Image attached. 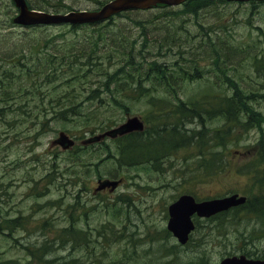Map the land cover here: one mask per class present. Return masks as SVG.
Segmentation results:
<instances>
[{
	"label": "rangeland",
	"instance_id": "374dc122",
	"mask_svg": "<svg viewBox=\"0 0 264 264\" xmlns=\"http://www.w3.org/2000/svg\"><path fill=\"white\" fill-rule=\"evenodd\" d=\"M28 1L48 12L65 13L70 9L94 10L108 0ZM202 1L206 7L198 10L196 15L184 13L183 5L133 13L126 11L104 21L110 25L107 28L71 30L66 27L57 29L59 26L9 28L7 23L15 14L14 7L11 0H0V64L19 74L11 85H7L8 81L0 85V95L2 88L10 87L18 98V102L11 106L14 110L8 112L10 125H13L11 133L22 132L19 137H24L30 130L29 136L24 142L20 139L16 147L6 148L0 141V264H212L226 252L240 254L243 243H247L244 250L261 253L264 249V223L256 212L247 208L235 209L215 220H201L195 238L185 248H180L169 235L166 217L167 206L183 193L193 194L197 199L228 193L248 197L264 193V161L259 167L257 163V155L263 151L264 98L254 95L255 98L247 100L248 105L241 107L249 113L246 124L230 126L223 118L205 115L202 125L196 121L179 125L183 132L204 128L209 131L208 139L220 136V151L216 143L210 144L209 141L204 146L191 143L177 147L173 138L174 148L158 160L124 165L120 159L115 161L110 157L111 153L117 155L121 140L107 139L91 146L80 145V140L99 133L95 128L97 124L105 126L107 122H114L117 126L125 121V115L141 117L147 121L146 132L150 129V133H155L160 123L175 120L163 112L167 107L158 99L166 98L173 104L176 103L175 97L190 102L195 97L231 92L223 83L224 77L207 65L220 45L225 49L232 45L224 44V41L241 40L237 43L243 44L247 33L257 32L251 26L263 28L264 7H255L249 13L251 6L248 4ZM137 21L148 25L143 42L137 28L132 26ZM109 28L116 31V36H108L106 29ZM51 35L58 46V61L65 55L61 51L67 45L75 49L94 39H118L114 42L119 46L118 50L110 45L105 48L100 45L97 50L103 48L99 53L109 70L119 67V75L134 83L106 82L96 76L103 70L85 73V78H76L70 73L64 77L65 81L60 82H48L39 77L31 79V88L36 87L38 91L28 95V102L23 103L27 96L21 90L29 84L20 78L21 61L14 56L19 49L14 43L21 40L28 48L33 41ZM119 39L126 40L123 42L125 48L136 47L137 62L143 66L154 60L159 67L168 65L176 71L185 69L183 76L186 79L170 81L171 87L155 83L145 89L130 72H135L137 65L127 67L130 54L121 47ZM242 58L243 55H234L227 64ZM131 63L135 64V61ZM194 66L198 67V74L191 71ZM79 67L83 66L77 59L73 63L74 72L82 76ZM3 69H0V76ZM242 72L248 75L243 69ZM192 75H198V78H190ZM57 83L62 86L56 88ZM143 84L148 85V81ZM101 85L107 86L118 98L124 97L127 110L110 102V93L100 88ZM243 88L239 87V91ZM168 93L177 95L171 97ZM72 103H75L74 109L67 118L53 119L41 125L45 121H42L44 112L49 119L50 114L58 109L53 106ZM77 113L83 117L77 118ZM2 119L0 139L4 132ZM38 126L40 136L33 142L38 135ZM218 127L223 131L216 132ZM59 131H66L76 139L72 150L50 147V141ZM232 131L237 135L235 141L226 138ZM30 144L31 152L28 153ZM198 150L210 153L208 164L219 166L221 163V171L209 174L204 170L203 162L197 157ZM35 154L39 158L35 172L25 170V167L15 168L19 163L31 161ZM46 173L50 176L46 181L41 180L40 175ZM98 177L121 179L122 183L111 193L94 194L91 186ZM64 227H71V230H63Z\"/></svg>",
	"mask_w": 264,
	"mask_h": 264
},
{
	"label": "trees",
	"instance_id": "16d2710c",
	"mask_svg": "<svg viewBox=\"0 0 264 264\" xmlns=\"http://www.w3.org/2000/svg\"><path fill=\"white\" fill-rule=\"evenodd\" d=\"M109 1V0H108ZM105 1L104 3L108 2ZM211 1V0H210ZM217 1V0H214ZM221 1V0H219ZM27 5L29 9H38L42 10L39 5L35 6L32 5L28 0H26ZM103 3V4H104ZM102 4V5H103ZM184 13H192L196 15L198 13V10L201 8L206 7L205 2L202 0H189L186 3H184ZM261 3H251V8L249 9V13L252 12L253 8L260 7ZM168 7L165 6H159L156 9H165ZM72 10V9H70ZM133 13V12H130ZM103 26L106 28L110 25H106L105 23L101 24H93V25H73V26H60L57 29H62L66 27L67 29L71 30H78L82 28L92 29V30H98L101 29ZM133 27L137 28L139 31V39H141V42H143V38L145 37L146 33L148 32V25L141 23V21L135 22V24L132 25ZM108 32V36H116V31L112 30L111 28L106 29ZM257 33L260 36H264V25L263 28L258 27ZM54 35L48 36V38L42 36L41 39L33 41V44L31 46H28V48L20 41H17V45L20 47V52L16 53L14 56L23 57L26 63V68L24 71V78L29 79L30 83L32 85L31 79L36 78H42V80H46L48 82H60L65 81L64 77H66L68 74L72 73L74 74L73 77L76 78H85V73L92 74L95 72V70H103V73L96 74L97 77H101L103 80H106V82L113 81L114 83H120V82H127L129 84H133V80H126L123 77L119 75L120 68H114L113 70H109L104 64H103V58L102 55L99 53L103 48H105L107 45H110L111 47L119 49V46H115L114 42L117 41L115 39H94L93 41L89 42L88 45L82 46L79 45L75 49L71 45H67L65 47V50L61 51L64 56H62L61 60L58 61V46L55 41H53L51 38ZM120 40V39H119ZM121 41V47L124 50H128L130 54V61L126 62L127 67L133 68V66L137 65V68L134 70L135 72L130 71L132 74H134L139 79V84L144 87L145 89L150 88L152 86H155L156 84H161L162 86H170V81H173L175 79H186L183 74L186 72L185 69H179L176 71L173 68H170L168 65L166 66H157L156 62H149L146 63L144 66L143 64H140L138 61V58L135 54V46L131 45L129 48H125L123 46V42L126 40H120ZM205 45V41H202ZM224 44H230L229 41H224ZM145 44V43H144ZM100 45H103V48L101 50H97ZM257 49L256 45H250L247 46L244 49H237L233 48V44L230 45L227 49H225L224 46H219V51H215V53L212 55L210 59V63L216 67V71L222 76L223 83L227 85V88L231 91L229 94H219L217 93V96H200L195 97L190 102H183L182 100L176 98V103H170L166 98L158 99L159 101H162L165 106L167 107L163 112L168 113V116L170 118H174L175 120L172 122L168 120L166 123H160L159 128H157V131L155 133H149L147 132L146 136H142L140 134H130L125 136V141L121 143L117 147V155H114L116 159H121L123 163L125 164H134L141 161H147L152 160L156 161L160 157L167 155L173 148L174 144L172 143V139L174 138L177 146H188L189 144H199L201 146H204L207 141H209L210 144L216 143V148H219V151L221 149V142L219 141L220 136L211 137L210 139L206 138L209 131L206 129H201L200 131H182L180 128V124L182 123H191L192 121H196L197 123L202 125L203 118L205 115L208 116H214L217 117H223L225 119V122H228L230 126H232V123H235L239 119V114L243 113V110L241 109L242 106L248 105L249 102L246 100H252L259 93V89L261 90L260 97L264 98V51L259 54L257 57L253 51ZM223 52V53H222ZM245 54L248 56V58L252 59V62H254L255 65H258L257 62L260 63V69L262 70V78L260 80V83L253 85L252 83H249V91L247 92V95H241L239 93V89L237 87V84L233 81V77H230L227 75V67L231 66L228 65V59L231 58L234 55H242ZM224 54V55H223ZM77 59H80V63L83 67H79L78 71H80L82 76L80 74H76L74 72L73 63L77 62ZM110 60L112 62H115L114 59ZM135 61V64H132L131 62ZM109 70V71H107ZM141 70H144V73H142ZM192 72L195 74H198V67L194 66L191 69ZM7 71L3 69L0 76V85L3 86V83L5 82V79H8V82L11 83L13 80L11 78L12 72L10 74L6 73ZM96 73V72H95ZM89 74V75H90ZM88 76V75H87ZM198 78V75H192L190 78ZM102 79H98L97 81H101ZM148 81V85L143 84V82ZM62 86V83H57L56 88H60ZM139 86V90L143 92V88ZM100 88L110 93V98L108 99L110 102L122 105L123 109L126 111L125 103H124V97L118 98L113 94V92L107 88L105 85H101ZM14 89L7 88V89H1V95H7L10 100V104L17 103V95L13 93ZM38 89L36 87L34 88H25L22 93L24 96H27L25 100H23V103L28 102V98L30 95H34ZM153 93H151L152 95ZM29 95V96H28ZM157 95V94H153ZM170 95V94H167ZM173 95H171L172 97ZM62 98V97H61ZM60 98V99H61ZM60 99H57L56 101H59ZM153 97L150 99V103L152 104ZM75 103H72L68 108L66 109H58L53 112V114L49 116V119L43 114V120L51 121V119H65L68 115L71 114V111H73ZM154 107L156 108L157 105L154 103ZM161 111V110H159ZM78 112V111H76ZM0 114L2 115V108L0 107ZM79 114L77 113V118L80 119ZM111 121L110 119H108ZM48 121V122H49ZM99 122V121H98ZM112 124V125H111ZM114 122H107L105 126L101 125L100 123L96 125L95 128L98 130L104 131L105 129L113 126ZM219 130L216 132H221L223 129L221 127H218ZM40 126H38V135L35 136L32 141H36L37 138L40 136L39 133ZM30 131V130H29ZM29 131L25 134V138L29 136ZM189 132V133H187ZM215 132V133H216ZM232 134H227L226 138L232 140H236V133L234 131L231 132ZM217 135V133H216ZM261 145L263 147V151L258 153V159L257 161H264V139L261 142ZM137 148H142L146 151V157L135 160L133 158H130V154ZM120 152V154H119ZM161 154V156L159 155ZM210 156V153L207 151L198 150L197 157L203 162L202 167L204 170H207V172L210 174L214 171H221L223 165L220 163L219 166H215L210 162L208 164L209 160L208 157ZM254 201L258 202H264V195H257L253 197ZM249 207V206H248ZM257 207V206H256ZM255 207V208H256ZM264 211V208L261 209V212ZM246 245V243L244 244ZM247 254L254 256L253 251H243ZM258 255V254H257Z\"/></svg>",
	"mask_w": 264,
	"mask_h": 264
},
{
	"label": "water",
	"instance_id": "95a60500",
	"mask_svg": "<svg viewBox=\"0 0 264 264\" xmlns=\"http://www.w3.org/2000/svg\"><path fill=\"white\" fill-rule=\"evenodd\" d=\"M19 10V14L14 18V22L22 26L32 25H59V24H91L95 22L105 21L113 15L127 10H144L149 9L158 4L168 6L179 5L186 0H112L100 9L92 11H72L66 14H53L41 11L29 10L25 0H12ZM245 1V0H239ZM143 125L136 118H128L125 123L117 128H114L106 133L88 140H99L105 136L115 137L116 135H123L133 131H142ZM59 143L63 148L72 146L73 142L63 132L59 133L58 138L53 141ZM118 182H103L100 188L111 185L114 188ZM245 202L244 197H238L234 194L224 198L213 199L203 202H196L194 197L184 194L178 197L168 207L169 220L167 229L172 233L177 240L184 244L189 233L193 230L191 216L197 214L202 217H210L218 212L227 210L230 207L241 205ZM219 264H264L260 260H250L245 256L230 257L222 260Z\"/></svg>",
	"mask_w": 264,
	"mask_h": 264
},
{
	"label": "flooded vegetation",
	"instance_id": "af4514ba",
	"mask_svg": "<svg viewBox=\"0 0 264 264\" xmlns=\"http://www.w3.org/2000/svg\"><path fill=\"white\" fill-rule=\"evenodd\" d=\"M8 109H9V104H7V105H5L4 107H3V113H4V121L7 123V125H8V128H7V130H6V132H5V134H4V138H5V140H4V144H5V146L7 147V148H9L10 147V145L12 144V145H16L17 144V142L15 141L16 139H17V136L19 135H21L22 134V132H20V133H16V134H12L11 132H10V130H9V124H10V119H9V114H8ZM19 136H18V139H19ZM98 143H102V140L101 141H98ZM76 144V140L74 139V145ZM74 147H72L71 148V150L73 149ZM99 180H103V179H101V178H96V183H95V185L93 186H91V192L92 193H94V194H101V193H103V192H109V193H111L112 191H114L115 189H117V187L115 188V189H111L110 187H108V186H106V187H104V188H102V189H97V185H98V182H99ZM73 183H75V182H73ZM79 183V182H78ZM195 224H196V221H195ZM69 229L71 230V227H69ZM191 243V239H189V241L187 242V244L186 245H188V244H190ZM185 245V246H186Z\"/></svg>",
	"mask_w": 264,
	"mask_h": 264
}]
</instances>
